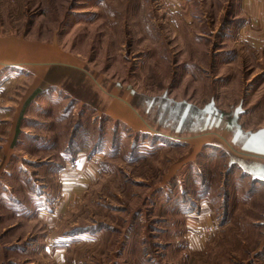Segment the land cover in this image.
Returning <instances> with one entry per match:
<instances>
[{"label": "rangeland", "instance_id": "374dc122", "mask_svg": "<svg viewBox=\"0 0 264 264\" xmlns=\"http://www.w3.org/2000/svg\"><path fill=\"white\" fill-rule=\"evenodd\" d=\"M162 2L0 0V39L45 46L39 55L0 50V264H136L122 255L129 244L140 264H264V183L250 177L264 155L224 130L195 133L199 119L190 133L164 129L127 93L197 109L212 100L226 114L240 106L239 123L254 132L264 127V51L235 30L237 0H186L188 23ZM114 102L155 135L109 117ZM193 151L195 162L160 187ZM231 153L241 166L227 172ZM76 156L95 165L96 181L67 202L48 239L39 201L54 202L52 211L63 204L58 176ZM199 206L221 228L195 252L186 222Z\"/></svg>", "mask_w": 264, "mask_h": 264}, {"label": "crops", "instance_id": "0c3cea01", "mask_svg": "<svg viewBox=\"0 0 264 264\" xmlns=\"http://www.w3.org/2000/svg\"><path fill=\"white\" fill-rule=\"evenodd\" d=\"M179 1L182 2L183 7L179 12L175 13V15L180 17L185 16L183 18L184 23H188L187 21H189V19L187 18L188 14L186 12V0ZM236 7V12L234 16L237 18L236 20H240V24L236 27L234 26L236 28L235 30L241 29L243 32H245L244 41L245 43L250 44L249 46L251 48L256 51H264V0H237ZM186 31H190L188 26L186 27ZM127 93L129 92L127 91ZM131 96L136 99L138 106L143 109L144 107L142 106V99L136 95ZM105 108L110 110L111 113L115 114L116 117L121 119L117 121L121 122V124L125 128L130 129L132 132H143L140 126L134 125L137 122L141 124L143 128L145 127V134L151 136L155 135L154 133L149 132V128L141 121V119L136 116L135 112L129 107H127L125 104L114 102L112 105H110L109 107L107 106ZM144 110L147 114L150 113V111H147L145 108ZM159 125H161V127L164 129H168L167 126H164L162 124ZM75 158L76 161L72 162L69 167L65 166L58 176V186L60 188V191H62L64 195L63 204L60 203L57 209L55 211H52L51 206L54 202H47V205H45L43 201H39V207H37L39 209V213H37L38 215H36L39 218V222L42 223L46 229L51 230L48 239H54L52 234L57 231V223L59 222L61 217H63L68 212L64 208L67 202H76V197H80V195L85 193L86 190L92 186V184L96 181L97 178V168H95L94 164H91V162H88L84 157L81 156H76ZM73 164L76 165V169L74 170L70 168ZM172 164L169 167L165 176L170 172ZM182 167L183 166H181L180 169L175 171L174 176L169 182L166 183V185H163V187L168 186L172 183V181L178 176V173L182 169ZM161 183L162 181L158 184L160 187H162ZM189 213L192 218L190 217L188 219V221L186 222V227L191 230V232L189 233L190 237L188 235L190 239L186 246L188 249L193 250L195 252L201 251L204 242L207 241L209 236H207V234L199 235V229L214 228V234L216 235L219 233L221 227L218 223V219L216 218L215 212L208 206H199L197 208V211ZM197 231L199 234L197 233ZM48 248L49 247L47 245L46 250H48ZM105 248L102 249L105 250ZM58 250H60L59 247L54 248V252H57ZM140 253L141 252H139L138 248L133 247V244H129L127 247L124 248L122 255H131V261L136 262V264H140ZM106 255H109L108 249H106Z\"/></svg>", "mask_w": 264, "mask_h": 264}, {"label": "water", "instance_id": "95a60500", "mask_svg": "<svg viewBox=\"0 0 264 264\" xmlns=\"http://www.w3.org/2000/svg\"><path fill=\"white\" fill-rule=\"evenodd\" d=\"M17 49H19V51H17ZM44 49L45 46L40 43H26L23 40H11L10 38L0 39V50H5L10 54V56L16 53V51L17 53H22L25 55H29V53L32 55H39V53H41ZM50 53L55 54L54 58H63V60L64 58H69L65 55L62 56L60 51L55 48H48L47 54ZM72 61L76 62L73 59ZM128 92L130 95H136L134 91L131 90V88ZM139 97L142 99V106L147 111L152 113L155 121L167 126L171 131L180 132L184 130L183 128H185V126L191 127V125L194 123L193 120L199 119L198 122L195 123L197 130L200 131L203 129L216 127L217 129L231 132L233 142L242 150L249 153L264 155V127L254 132L244 131L237 122L239 114L243 112L240 106L236 108L235 112L233 113V117L230 118V114L219 112L214 106L213 101H211V103L208 104L204 109H197L192 105L185 103L184 101L173 102L172 100L166 98L165 94H163L161 97ZM75 99L83 101L78 97H75ZM182 105H184V107ZM107 110L106 112L109 117L115 120H121L116 117L115 114L111 113L110 110ZM198 116H200V118H197ZM15 125L16 121L13 124V127H15ZM134 125L140 126L144 133L145 127L143 128V126L137 122ZM10 142L11 141L9 140L8 144H10ZM7 150H9V146L4 147V151L7 152ZM197 151H193L191 154H187L174 162L170 172L162 178L161 186L163 187V185H166V183L169 182L174 176L175 171L180 169L181 166L187 164L188 162H195V157L198 154ZM9 157L10 153H6L5 158L8 159ZM250 177L251 180L255 182L264 183V166H260V168L255 173L250 175Z\"/></svg>", "mask_w": 264, "mask_h": 264}, {"label": "flooded vegetation", "instance_id": "af4514ba", "mask_svg": "<svg viewBox=\"0 0 264 264\" xmlns=\"http://www.w3.org/2000/svg\"><path fill=\"white\" fill-rule=\"evenodd\" d=\"M212 101V100H211ZM211 101L208 103V104H210L211 103ZM214 103V102H213ZM207 104V105H208ZM206 105V106H207ZM205 106V107H206ZM205 107H203V109L205 108ZM237 107H239V106H237ZM236 107V108H237ZM236 108L234 109V110H232L229 114L231 115V117L230 118H232L233 117V113L235 112V110H236ZM217 109V108H216ZM219 112H221L219 109H217ZM242 114V113H241ZM241 114H239V117H240V115ZM230 122H231V120H230ZM237 122H238V124L241 126V128L243 129V127H242V125L239 123V118L237 119ZM184 130H182V131H180V133H188L189 131V129H190V127H188V126H185V128H183ZM210 129H216V130H218V131H221V132H223V130H219V129H217L216 127H212V128H210ZM196 130H197V126H196ZM204 130H207V129H203V130H197L195 133H198V132H201V131H204ZM244 130V129H243ZM245 131V130H244ZM172 132H174V131H172ZM190 133V132H189ZM228 133H230L231 134V132H228ZM231 138H232V135H231ZM233 141V140H232ZM236 145V144H235ZM240 148V147H239ZM247 153H249V152H247ZM251 154H254V153H251ZM230 158H231V160L232 161H229V163H227V172H229V171H231V169L233 168V167H235V166H237V167H239V166H241L236 160H235V157L238 159V158H240L239 156H236L235 154H233V153H231L230 154ZM254 156H256V157H263L261 154H255ZM224 197H227V193H224V195H223Z\"/></svg>", "mask_w": 264, "mask_h": 264}, {"label": "built area", "instance_id": "2783aa9c", "mask_svg": "<svg viewBox=\"0 0 264 264\" xmlns=\"http://www.w3.org/2000/svg\"><path fill=\"white\" fill-rule=\"evenodd\" d=\"M163 1V6L164 8L166 9V11L170 14V13H176V12H179L182 7H183V4L181 1L179 0H161ZM95 164L98 163L97 160L94 161ZM72 169H76L75 166L72 167ZM213 230H215L214 228H209V229H202L200 234H210Z\"/></svg>", "mask_w": 264, "mask_h": 264}]
</instances>
